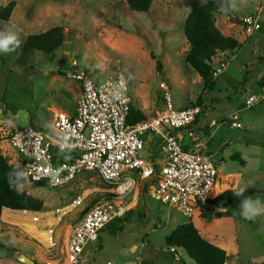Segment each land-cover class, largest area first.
<instances>
[{
    "label": "rangeland",
    "instance_id": "obj_1",
    "mask_svg": "<svg viewBox=\"0 0 264 264\" xmlns=\"http://www.w3.org/2000/svg\"><path fill=\"white\" fill-rule=\"evenodd\" d=\"M9 1H14L15 5L7 20L0 19L3 29L15 25L24 42L29 34L61 26L65 38L60 47L48 52H22V43L15 52L0 53L2 154L9 159L16 156L20 162L8 139L14 128L29 124L54 135L53 111L72 113L75 110L81 84L67 75V71L83 70L96 83L120 74L127 82L131 105L141 110L146 118L163 107L160 82L167 84L176 107L194 103L201 94L202 104L206 101L207 107L203 106L200 117L217 122L204 138L208 141L205 152L219 165L214 193L236 190L245 184L264 190V0H229L227 8L214 13L215 24L221 33L233 37L241 45L230 51L227 66L206 93L201 77L184 60L189 44L183 33V23L190 11V0H152L147 12L130 10L125 0H0V7ZM198 1L204 3L206 0ZM257 9L262 12L260 28L249 34L239 20ZM151 54L160 60V71H157ZM250 94H255L260 101L248 108L245 99ZM211 99L215 102L211 103ZM206 111H210L208 116L204 115ZM234 112L241 118L240 129L221 123ZM147 134L150 133L141 138V153L160 155L159 137L150 142L152 135ZM235 153L240 154L245 165L231 159ZM226 173H239V180L237 176L229 175L224 179ZM20 188L42 199L43 211L51 217L49 211L68 205L77 196H85L84 205L64 217L63 226L61 223L57 227L55 237L62 229L66 234L89 204L106 200L107 194L115 195L112 199L121 197L113 193L117 184L107 183L91 171L80 172L71 182L59 187L30 182ZM145 192L132 199L136 194V188H133L122 197L128 210L134 211L126 222L109 223L100 231L98 239L87 243L78 264H106L107 261L114 264H194L182 249L172 250L164 243L165 236L188 218ZM260 199L264 201V198ZM226 210L213 206L210 217L197 223V227L227 248L225 264H263L264 215L247 220L240 217L239 208L217 217L218 212ZM17 216L32 217L27 214ZM1 219L6 221L3 214ZM10 224L0 223V264H15L4 259L10 257L5 254L7 249L19 247L10 238L23 242L35 240L41 246H46L50 239L49 232L33 222L22 219L17 223L34 237L33 240L22 229L20 232L18 226ZM120 225L123 229L115 232ZM58 257L54 255L50 261Z\"/></svg>",
    "mask_w": 264,
    "mask_h": 264
},
{
    "label": "built area",
    "instance_id": "obj_2",
    "mask_svg": "<svg viewBox=\"0 0 264 264\" xmlns=\"http://www.w3.org/2000/svg\"><path fill=\"white\" fill-rule=\"evenodd\" d=\"M261 14V9H257L242 18L249 34L260 28ZM225 52L212 58L213 79L229 62L231 56ZM67 75L81 84L75 112L53 111L54 135L29 124L14 128L8 138L9 144L17 152L20 166L39 186L59 187L71 182L78 173L91 171L105 182L117 184L113 193L121 197L89 204L84 213L81 211L69 228L61 255L46 264H78L84 246L98 239L100 231L109 223L127 214V204L122 197L133 188L136 194L132 199L147 186L145 193L150 198L175 208L187 218L198 202L204 203L222 193H214L217 162L205 152V136L196 126L203 105L176 107L167 84L160 82L163 107L155 115L129 124L131 98L122 75L113 74L98 83L80 69L69 70ZM259 101L255 94H250L245 105L250 108ZM224 122L230 127L242 128L237 112L226 116L221 123ZM216 123L212 121L210 125ZM147 132L161 140L159 167L141 153V138ZM177 132L184 133L185 142ZM84 199L85 196H77L68 205L54 209L57 223L46 226L51 236L49 248L57 246L53 236L55 226L71 211L84 205ZM213 206L225 209L220 201ZM106 264L114 263L107 261Z\"/></svg>",
    "mask_w": 264,
    "mask_h": 264
},
{
    "label": "trees",
    "instance_id": "obj_3",
    "mask_svg": "<svg viewBox=\"0 0 264 264\" xmlns=\"http://www.w3.org/2000/svg\"><path fill=\"white\" fill-rule=\"evenodd\" d=\"M127 6L132 11L147 12L150 8L152 0H125ZM190 11L183 23V33L189 44V50L184 56L185 62L199 74L202 80L203 91L210 89L214 85V79L211 77V63L212 58L219 52L232 51L241 44L230 36H225L221 33L215 24L213 17L214 13H220L229 5V0H206L204 3L198 0L189 1ZM15 2L9 1L5 6L0 7V19L7 20L14 8ZM242 23V20H239ZM0 30H3L0 25ZM65 38V33L61 26L51 27L43 32L29 34L22 44V52L27 51H41L48 52L60 47ZM151 57L155 59V67L157 71L161 69V62L154 54ZM242 81V83H244ZM215 102L214 99H211ZM201 94L197 97L194 103L190 105H204ZM205 106V105H204ZM146 117L141 110L131 105L127 122L134 124L145 120ZM232 160H238L241 165H245V160L241 158L240 154L235 153L231 155ZM32 182L30 176L21 166L8 159L0 152V223L1 212L3 208L13 210H27V211H41L44 206L42 199L33 196L27 191L20 188V186ZM11 184V189L9 185ZM43 186V184H40ZM17 190L21 194H17ZM145 192V187L143 193ZM233 189H226L222 191L217 197L208 199L204 203L198 202L193 209L192 215L185 223L178 224L168 235L164 238V243L168 248L182 249L188 258L194 264H225L227 259V248L220 243L207 237L197 227V223L205 221L210 217L209 212L213 205L217 202H222V205L227 209V212H218L217 217L229 214L230 211H237L240 208V201L242 197H235ZM245 196L264 198V190H257L248 187L244 193ZM115 195L107 194V199H112ZM87 210L84 209L82 213ZM134 211L128 210L127 214L117 218L115 221L123 223L127 221ZM141 213L137 212V216ZM241 217V216H240ZM242 218V217H241ZM123 225L117 227L115 232H120ZM12 250L7 249V256L12 257ZM174 258V256H173ZM182 262L180 260H175ZM35 264H39L35 262ZM264 264V261H263Z\"/></svg>",
    "mask_w": 264,
    "mask_h": 264
},
{
    "label": "crops",
    "instance_id": "obj_4",
    "mask_svg": "<svg viewBox=\"0 0 264 264\" xmlns=\"http://www.w3.org/2000/svg\"><path fill=\"white\" fill-rule=\"evenodd\" d=\"M226 54H229L230 53V51H226L225 52ZM200 77V76H199ZM204 93H206V90L204 91ZM80 96H81V93H80ZM80 96H79V98H80ZM211 101V100H210ZM204 105H205V108L207 107V102L206 101H204ZM211 103H213L212 101H211ZM203 105V106H204ZM184 106H188V105H184ZM218 106V104H216L215 106H214V108L216 109V107ZM76 109V108H75ZM158 110H160V109H158ZM158 110H157V112H158ZM73 112H75V110L74 111H72V113ZM156 112V113H157ZM202 113H203V111H202ZM210 113V111H206V113L204 114V115H206V116H208V114ZM228 116V115H227ZM148 118V117H147ZM212 121H215L214 119H211V120H208L206 117H198V119H197V123H196V126H197V128H198V130L202 133V135H204L205 137H207L206 135L208 134V132H209V128L211 127V126H214V125H210L211 124V122ZM217 124V123H216ZM215 124V125H216ZM147 133H150V134H147V135H152V137H150V142H152V141H154V137H156L157 135H155V134H153V133H151V132H147ZM146 134V133H145ZM177 136L180 138L181 136H183V140H184V142L186 141V137H184V133H181V132H177ZM157 137H159V136H157ZM208 140V139H207ZM158 146L160 147V143H161V140H160V138L158 139ZM208 142V141H207ZM207 142H205V144H206V148H207ZM160 149V148H159ZM4 156H5V154H3ZM142 155H144V156H147V157H150L156 164H157V166H159L160 165V163H161V159H162V155H161V152H160V155H157V153H150V154H142ZM7 159H8V161L9 162H13V163H15V164H17L18 166H19V162L16 160V156L14 157V158H12V159H9L7 156H5ZM213 157V156H212ZM216 162H217V160H216ZM218 168H219V165H218V162H217V171H218ZM237 176V178L236 179H238L239 180V177H240V174L239 173H234V174H232V173H226V174H224L223 175V177H224V179L227 177V176ZM228 176V177H229ZM218 177H219V173H218ZM142 203H143V200H142ZM42 212H44L43 211V209L41 210V211H27V210H13V209H9V208H3V210H2V214L5 216V219H6V221H3L2 219H1V224L2 223H4V224H10V222L9 221H12V222H14V224H15V226H18V230L21 232V229L25 232V233H27L28 235H30L31 237H33L31 234H29L28 232H26L25 230H24V228H23V226H21V225H18L17 223H18V221H22V219L23 218H25V217H19V216H17V214H27V215H32V217H30V218H35V217H38L37 215L39 214V213H42ZM49 212H52V218L54 219V223L53 224H56V217H55V214H54V211H49ZM43 216V217H42ZM41 216V218L39 219V220H34L33 221V223L38 227V228H41V229H43L45 232H46V226H48L47 224H42L41 225V223H43L44 221H45V219H46V216H44V215H42ZM26 217H28V216H26ZM55 217V218H54ZM17 222V223H16ZM35 222H37V223H35ZM38 223L40 224L39 226H38ZM62 223V220L55 226V228H54V233H53V236H54V239L56 240V243H57V246H55V247H52V248H49L48 247V245H49V241H46V246H41L38 242H36L35 240H33L34 239V237L31 239V240H33V241H31V242H33V244H35V245H33V244H31V242H23V241H17V239L16 238H10L11 240L10 241H12V240H15V243H17V244H19V247H15L14 249H16V252H15V254H13V256L12 257H4V259H7V260H9V262H11V263H19V264H23L22 262H20L19 260H18V257L20 256V255H26V256H28V257H30V258H32V259H34L37 263L39 262V264H46V263H48V262H52V261H50V260H52V256H54V255H58V256H60L61 254H60V250L62 249V247L64 246V244H65V242H66V238H67V234H68V231H69V228L67 229V233L65 234L64 232H63V229H62V232H59L58 234H57V236L55 237V232H56V229H57V227L60 225ZM14 224H10V225H14ZM62 226H63V223H62ZM50 234V233H49ZM43 238L46 240V237L45 236H43ZM42 238V239H43ZM36 239V238H35ZM14 243V244H15ZM87 245V244H86ZM86 245L84 246V248H83V250L85 249V247H86ZM40 246V247H39ZM39 247V248H38ZM31 251V253H28V252H30ZM83 252V251H82ZM54 260V259H53Z\"/></svg>",
    "mask_w": 264,
    "mask_h": 264
},
{
    "label": "clouds",
    "instance_id": "obj_5",
    "mask_svg": "<svg viewBox=\"0 0 264 264\" xmlns=\"http://www.w3.org/2000/svg\"><path fill=\"white\" fill-rule=\"evenodd\" d=\"M23 43L20 39V29L15 25L6 26L3 30H0V53L5 55L15 52ZM250 184L239 186L234 190L233 195L235 197H242L240 201L239 215L247 220H253L258 216L264 215V201L259 197L245 196L244 193ZM11 189V184L9 185ZM17 194H21L19 190Z\"/></svg>",
    "mask_w": 264,
    "mask_h": 264
},
{
    "label": "bare ground",
    "instance_id": "obj_6",
    "mask_svg": "<svg viewBox=\"0 0 264 264\" xmlns=\"http://www.w3.org/2000/svg\"><path fill=\"white\" fill-rule=\"evenodd\" d=\"M42 215H44V216H46V219H45V221L43 222V223H41V225L42 224H53L55 221H54V219L50 216V213H44V212H42V213H39L37 216L38 217H33V218H30V217H26L25 216V218H23L24 220H25V222H33L34 220H39L40 218H41V216ZM55 218V217H54ZM57 223V222H56ZM50 239H51V236H50ZM50 239H49V241H50Z\"/></svg>",
    "mask_w": 264,
    "mask_h": 264
},
{
    "label": "water",
    "instance_id": "obj_7",
    "mask_svg": "<svg viewBox=\"0 0 264 264\" xmlns=\"http://www.w3.org/2000/svg\"><path fill=\"white\" fill-rule=\"evenodd\" d=\"M18 260L20 261V262H22V263H24V264H35V260L34 259H32V258H30V257H28V256H26V255H20L19 257H18Z\"/></svg>",
    "mask_w": 264,
    "mask_h": 264
}]
</instances>
